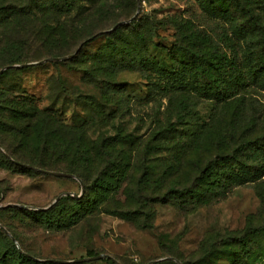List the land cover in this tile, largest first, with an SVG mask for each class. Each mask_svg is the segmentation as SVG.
Segmentation results:
<instances>
[{
	"label": "trees",
	"instance_id": "obj_1",
	"mask_svg": "<svg viewBox=\"0 0 264 264\" xmlns=\"http://www.w3.org/2000/svg\"><path fill=\"white\" fill-rule=\"evenodd\" d=\"M82 1L0 0V68L26 62L18 47L49 30L36 11L67 12ZM199 1L210 17L229 25L230 52L198 29L184 33L178 26V39L166 48L173 64L163 66L148 55L157 20L144 16L107 31L89 63L81 58L83 45L60 62L106 87L104 109L117 106L99 112L89 125L58 119L50 108L38 107L34 96L3 83L10 69L0 73V167L27 175L44 174L33 168L60 171L84 185L82 196L65 195L49 208L0 207V224L14 238L0 227V264L90 263L38 260L44 257L25 247L21 231L3 221L6 215L24 225L71 230L106 213L151 229L157 204L201 207L247 184L255 185L263 204L245 227L212 233L190 260L176 257L183 264L223 258L229 264H264V0ZM126 70L144 73L147 100L158 104L145 133L129 127L119 111L123 99L114 96L125 90L126 82L116 76ZM162 93L169 95L166 103L157 100ZM203 99L213 106L209 120L197 108ZM94 127L95 136L89 133ZM87 255L98 252L87 248Z\"/></svg>",
	"mask_w": 264,
	"mask_h": 264
},
{
	"label": "rangeland",
	"instance_id": "obj_2",
	"mask_svg": "<svg viewBox=\"0 0 264 264\" xmlns=\"http://www.w3.org/2000/svg\"><path fill=\"white\" fill-rule=\"evenodd\" d=\"M35 14L47 19L49 30L35 40L21 43L17 52L27 58L26 62L1 67L11 70L2 81L17 92L25 91L34 96L38 107L50 108L58 119L67 124L89 125L99 112L104 114L108 108L114 110L117 106L104 109L106 87L83 71L69 69L60 63L64 60L55 58L70 55L83 45L81 58L91 61L92 54L106 41L104 34L120 20L144 16H153L157 20L158 35L149 43L148 55L166 67L173 64L166 48L178 39V26L184 33L198 29L219 45L220 50L230 52L225 38L231 32L229 25L222 18L210 17L199 0H83L67 12L36 11ZM91 31L93 33L85 38ZM53 53L56 55L47 56ZM19 68L24 69L15 70ZM116 78L126 82L125 90L114 95L123 99L119 107V111L124 113L123 119L131 123L130 128L137 127L138 133L147 132L145 121L149 120L158 104L147 100L148 81L144 73L126 70L119 72ZM168 96L167 93L159 94L157 100L163 99L166 103ZM212 107L206 99L197 103L203 120L210 119ZM98 130L94 127L89 133L95 136ZM67 192L80 197L84 189L76 178L27 175L20 170L0 167V207L41 209ZM262 204L255 185L247 184L235 186L227 195L201 207L192 202L183 206L157 204L151 229L137 228L131 221L106 213L89 225L83 222L71 230H48L30 223L24 225L11 219L10 215H6L3 221L21 231L25 247L44 257L38 260L111 264L102 260L105 258L73 262L90 257L87 248H92L98 255L114 257L119 264H170L165 261L182 263V259L190 260L197 256L212 233L244 228L248 217L258 213ZM216 264H229V261L223 258Z\"/></svg>",
	"mask_w": 264,
	"mask_h": 264
},
{
	"label": "water",
	"instance_id": "obj_3",
	"mask_svg": "<svg viewBox=\"0 0 264 264\" xmlns=\"http://www.w3.org/2000/svg\"><path fill=\"white\" fill-rule=\"evenodd\" d=\"M134 17L128 19V20H122V21H119L115 26H113L110 30L108 31H112L114 30L117 26L119 25H122V24H125V23H128L130 22ZM82 45H80L74 53L70 54V55H67V56H64V57H61V58H55V60H67V59H70L72 57H74L81 49ZM8 67H4L2 69H0V73H2L4 70H6ZM30 168V166H27ZM33 168V167H32ZM33 169H36L44 174H48V175H53V176H57V177H72V178H76L82 185V188L84 189V185L82 183V181L80 179H78L76 176L72 175V174H68V173H63V172H57V171H51V170H44V169H38V168H33ZM70 194L69 192L67 193H62L60 194L59 196H57L55 198V200L47 207L45 208H49L51 206H53L62 196L64 195H68ZM0 227L4 230L5 233H7L8 235L11 236L12 239H14L12 237V235L10 234V232L5 228L3 227L2 225H0ZM102 258H110L112 261H114L116 264H119L118 261L110 256V255H104V254H100V255H97V256H93V257H88V258H82V259H77V260H74L73 262H76V261H84V260H96V259H102ZM179 264H182L181 262H178Z\"/></svg>",
	"mask_w": 264,
	"mask_h": 264
}]
</instances>
